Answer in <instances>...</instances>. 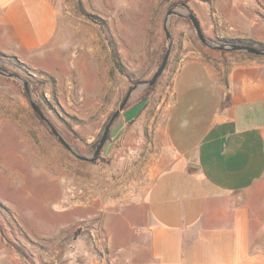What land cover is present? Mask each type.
<instances>
[{
    "label": "rangeland",
    "instance_id": "1",
    "mask_svg": "<svg viewBox=\"0 0 264 264\" xmlns=\"http://www.w3.org/2000/svg\"><path fill=\"white\" fill-rule=\"evenodd\" d=\"M57 6L54 42L28 59L0 51V68L28 82L34 101L82 155L93 153L127 90L161 63L169 8L195 13L214 43L244 33L264 48V0H57ZM167 26L172 46L161 75L131 94L92 162L54 137L21 81L0 75V264H150L140 195L161 145L155 125L165 117L173 73L200 55L224 77L228 56L249 55L207 46L183 15H171ZM257 191L254 200L264 202V183ZM258 229L264 241V222Z\"/></svg>",
    "mask_w": 264,
    "mask_h": 264
},
{
    "label": "crops",
    "instance_id": "2",
    "mask_svg": "<svg viewBox=\"0 0 264 264\" xmlns=\"http://www.w3.org/2000/svg\"><path fill=\"white\" fill-rule=\"evenodd\" d=\"M58 24L57 0H0V51L32 58ZM228 58L224 77L200 55L173 73L140 195L150 264H264V56Z\"/></svg>",
    "mask_w": 264,
    "mask_h": 264
},
{
    "label": "water",
    "instance_id": "3",
    "mask_svg": "<svg viewBox=\"0 0 264 264\" xmlns=\"http://www.w3.org/2000/svg\"><path fill=\"white\" fill-rule=\"evenodd\" d=\"M173 14L183 15L184 17H187L191 21V23H192V25L196 31L197 37L201 40V42H203L204 44H206L207 46H209L213 49L224 50V51H242V52H246V53L253 54V55L264 56V48H257L255 46L246 45V44H231V43H214V42H212L211 40H209L208 38H206L204 36L202 29H201L200 22H199L197 16L192 11L188 10L187 13L181 14V13L176 12L173 8H169L166 11L164 22H163V29H164L168 44H167V48L165 50V53L163 55L161 63L159 64L158 68L156 69V71L152 74V76L149 79L139 80V81L135 82L127 90V92L124 95L122 101L120 102L118 108L113 112V114L111 115V117L109 118L107 123L105 124L104 129H103L102 134H101V137L99 138L98 143L96 144V147H95L93 153L89 156L82 155V154L78 153L62 137V135L59 133V131L56 129V127L53 125V123L44 114V112L42 111L40 106L34 101V99L32 97L31 90H30L29 85H28V82L23 77H21V75H19L16 72L4 70L2 68H0V75L7 76V77H13V78L21 81V83L24 87V91L27 95V98L29 100V103H30L32 109L38 115V117L45 123V125L48 127L50 132L54 135V137L68 151H70V153L73 156H75L76 158L83 160V161L92 162L98 158L101 149L103 148L105 142L107 141L108 133H109V130L111 128L112 123L114 122V120L119 115V112L124 108L129 97L131 96V94L137 89H141V88L153 85L155 83V81L158 79V77L161 75V73H162V71H163V69L167 63V60H168V57L170 54V49L172 46V39H171V35L169 33V30H168L167 23H168L169 17Z\"/></svg>",
    "mask_w": 264,
    "mask_h": 264
},
{
    "label": "trees",
    "instance_id": "4",
    "mask_svg": "<svg viewBox=\"0 0 264 264\" xmlns=\"http://www.w3.org/2000/svg\"><path fill=\"white\" fill-rule=\"evenodd\" d=\"M223 42L231 43V44H246V45H251V46H254L256 44L255 41L250 40V39H245V38H227V39H224ZM257 48H259V47H257ZM249 55H253V54H249ZM110 136H111V134H110V130H109L107 138H109Z\"/></svg>",
    "mask_w": 264,
    "mask_h": 264
},
{
    "label": "flooded vegetation",
    "instance_id": "5",
    "mask_svg": "<svg viewBox=\"0 0 264 264\" xmlns=\"http://www.w3.org/2000/svg\"><path fill=\"white\" fill-rule=\"evenodd\" d=\"M99 155H100V154H99ZM98 158H99V156H98ZM98 158H97V159H98ZM97 159H96V160H97ZM94 161H95V160H94Z\"/></svg>",
    "mask_w": 264,
    "mask_h": 264
}]
</instances>
